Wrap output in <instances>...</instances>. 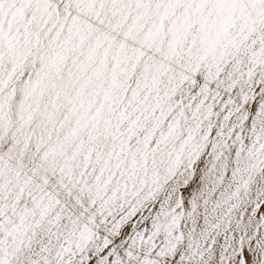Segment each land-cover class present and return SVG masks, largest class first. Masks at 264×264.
<instances>
[{
    "label": "snow or ice",
    "instance_id": "snow-or-ice-1",
    "mask_svg": "<svg viewBox=\"0 0 264 264\" xmlns=\"http://www.w3.org/2000/svg\"><path fill=\"white\" fill-rule=\"evenodd\" d=\"M0 264H264V0H0Z\"/></svg>",
    "mask_w": 264,
    "mask_h": 264
}]
</instances>
